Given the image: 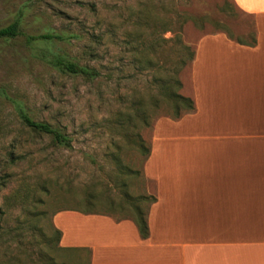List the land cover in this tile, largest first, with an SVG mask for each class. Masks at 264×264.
Listing matches in <instances>:
<instances>
[{
    "label": "rangeland",
    "instance_id": "374dc122",
    "mask_svg": "<svg viewBox=\"0 0 264 264\" xmlns=\"http://www.w3.org/2000/svg\"><path fill=\"white\" fill-rule=\"evenodd\" d=\"M16 20L17 35L0 38V264H57L46 261L59 252L55 213L74 209L131 218L124 195L152 193L136 149L119 142L121 164L137 174L118 173L109 157L110 138L118 140L116 113L135 99L147 103L153 74L140 70L133 52L123 51L124 33L147 42L178 36L193 51L201 37L216 33L253 43L254 20L232 0H0V29ZM158 44L147 56L155 66L178 58L174 40ZM51 56L102 76L88 82L60 72L49 65ZM189 69L190 64L178 74L185 97H190ZM5 96L32 121L64 133L70 148L54 147L48 137L24 127ZM163 115L146 127L136 123L145 145L155 122L168 118ZM88 194L93 198L87 202ZM138 206L144 212L147 202L139 200Z\"/></svg>",
    "mask_w": 264,
    "mask_h": 264
},
{
    "label": "crops",
    "instance_id": "0c3cea01",
    "mask_svg": "<svg viewBox=\"0 0 264 264\" xmlns=\"http://www.w3.org/2000/svg\"><path fill=\"white\" fill-rule=\"evenodd\" d=\"M232 1L253 17V43L216 33L195 44L194 111L155 122L142 166L147 236L128 218L59 211L51 261L264 264V0Z\"/></svg>",
    "mask_w": 264,
    "mask_h": 264
},
{
    "label": "trees",
    "instance_id": "16d2710c",
    "mask_svg": "<svg viewBox=\"0 0 264 264\" xmlns=\"http://www.w3.org/2000/svg\"><path fill=\"white\" fill-rule=\"evenodd\" d=\"M18 27V21L16 20L8 26L0 29V38L10 39L15 37L18 33ZM165 27L164 32H169L167 25ZM50 38V36L40 37L42 40H48ZM173 40L175 44L178 45V58L172 63L168 62L163 67L155 66L151 58L147 56L149 54H154V50L159 45L158 43L161 42L162 45H168ZM160 42L156 40L147 42L139 36L133 37L127 33H124L123 39L120 42L124 52H133L135 54L132 61L134 63H141L143 68L140 70L153 72L147 82V89H149L150 93L147 103H144L142 99H135L125 107L123 112H117L115 115L114 124L117 126L116 134L118 140L115 142L110 138L114 152L110 153L109 157L114 162L116 171L120 174H137V172L130 170L121 164L118 155V152L121 149L119 142H124L128 147L136 149L143 158L142 163L145 162L149 154L148 145H145L143 139L135 130L137 126L136 123H140L146 127L150 124L151 119L160 117L158 116L159 114H164V117H168L171 120H178L182 116L194 111L192 99L179 93L181 83L178 79L180 71L191 63L193 59V51L188 46L184 45L178 36L174 39H172V37L161 39ZM126 49L128 50L126 51ZM142 54L146 55L147 58H144ZM142 58L144 59L143 62L140 60ZM48 62L49 65L56 70L74 76H80L88 82L94 81L102 76L94 68L78 66L75 63L66 61L58 56H51ZM5 99L11 103L13 109L17 113L20 123L24 127L36 134L48 137L51 145L54 147H61L64 149L70 148V140L64 133L47 123L32 121L23 112L17 102L9 99L7 96H5ZM147 107L150 111L149 113L146 111ZM11 160L10 157V162ZM124 196L126 199L130 200L129 204H131L130 206L133 209L132 217L128 219H131L135 224L139 237L145 238L147 236L145 211L142 212L140 210L138 202L139 200H144L147 202L148 207L154 202V197L147 195L142 198H131L130 196H126V194ZM91 198H93L92 195L88 194L86 201H90ZM69 210L84 214L95 213L90 211L82 212L74 209ZM54 233L57 237L56 243H58L60 233L56 229H54ZM46 261L52 262L49 258Z\"/></svg>",
    "mask_w": 264,
    "mask_h": 264
}]
</instances>
